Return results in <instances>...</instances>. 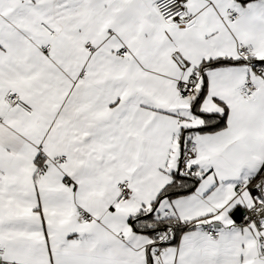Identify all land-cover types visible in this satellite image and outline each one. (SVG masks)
<instances>
[{
  "label": "snow or ice",
  "instance_id": "6c2138e0",
  "mask_svg": "<svg viewBox=\"0 0 264 264\" xmlns=\"http://www.w3.org/2000/svg\"><path fill=\"white\" fill-rule=\"evenodd\" d=\"M0 264H264V0H0Z\"/></svg>",
  "mask_w": 264,
  "mask_h": 264
}]
</instances>
